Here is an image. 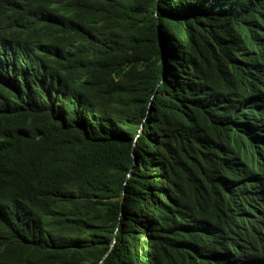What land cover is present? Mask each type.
<instances>
[{
	"label": "trees",
	"instance_id": "1",
	"mask_svg": "<svg viewBox=\"0 0 264 264\" xmlns=\"http://www.w3.org/2000/svg\"><path fill=\"white\" fill-rule=\"evenodd\" d=\"M0 41V264H264V0H0Z\"/></svg>",
	"mask_w": 264,
	"mask_h": 264
},
{
	"label": "clouds",
	"instance_id": "2",
	"mask_svg": "<svg viewBox=\"0 0 264 264\" xmlns=\"http://www.w3.org/2000/svg\"><path fill=\"white\" fill-rule=\"evenodd\" d=\"M11 44L10 46L5 44L4 42L0 41V79L5 78L7 71L10 67L9 64V58H10V52H11ZM258 122V125H264V121L259 122V119L256 120ZM260 158H261V164L264 166V142L260 143ZM223 167V166H222ZM223 172V168L221 170ZM221 175H224L222 174ZM223 194L221 193V198ZM249 264H252V259L248 260Z\"/></svg>",
	"mask_w": 264,
	"mask_h": 264
},
{
	"label": "bare ground",
	"instance_id": "3",
	"mask_svg": "<svg viewBox=\"0 0 264 264\" xmlns=\"http://www.w3.org/2000/svg\"><path fill=\"white\" fill-rule=\"evenodd\" d=\"M226 179V178H225Z\"/></svg>",
	"mask_w": 264,
	"mask_h": 264
}]
</instances>
